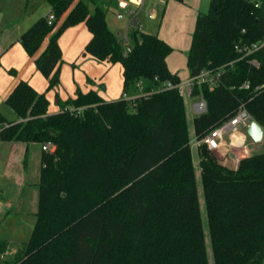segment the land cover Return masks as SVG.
<instances>
[{"label":"trees","instance_id":"16d2710c","mask_svg":"<svg viewBox=\"0 0 264 264\" xmlns=\"http://www.w3.org/2000/svg\"><path fill=\"white\" fill-rule=\"evenodd\" d=\"M46 1L52 25L39 19L20 42L34 56L48 38L34 60L48 91L61 83L59 38L81 23L92 35L84 54L121 65L124 93L141 82L146 92L180 82L167 65L173 48L139 31L126 45L110 29L104 3L91 9L87 0ZM262 41L264 2L211 0L209 11L198 15L187 56L190 76L205 69L222 74L216 87L194 89L207 109L195 115L192 128L177 90L110 102L97 91L78 90L50 114L46 93L20 81L6 99L19 121L0 114V140L52 148L42 157L36 224L9 264H211L207 235L213 264H262L264 152L231 167L205 145L197 148L207 234L190 144L241 108L264 128V45L247 55L235 49ZM7 249L0 241V254Z\"/></svg>","mask_w":264,"mask_h":264},{"label":"crops","instance_id":"0c3cea01","mask_svg":"<svg viewBox=\"0 0 264 264\" xmlns=\"http://www.w3.org/2000/svg\"><path fill=\"white\" fill-rule=\"evenodd\" d=\"M90 1L87 0L91 9L99 2L108 6L109 11L115 10L119 18L126 14L129 16V24L135 27L125 34L123 41L126 45L132 41L135 31L156 35L167 42L173 48L167 58L169 70L177 74L181 81L190 77L187 56L196 20L200 13L209 11L211 0H142L140 5L136 0ZM49 14H53V10L46 0H0V114L8 121H19L7 106L6 99L22 80L39 93H46L50 101V114L60 111V101L76 98L78 90L83 93L97 91L109 102L121 99L124 95L122 66L100 63L91 55L84 54L92 38L85 23L68 28L60 36L59 45L63 57L61 83L55 89L47 90L48 80L36 68L34 60L45 50L48 38L34 56H29L20 37L39 19ZM62 20L57 23V28ZM10 70H15L16 74H11ZM92 71L94 73L90 77ZM131 89L130 94L127 92L131 98L142 93L137 86ZM243 134L247 136L246 131L240 132L239 136ZM43 154L39 143L0 140V241L8 242L7 251L0 254V264H9L14 260L19 248L31 237L36 222H32V219L31 222L27 221L29 224L25 226L29 231L23 228V233L19 223L25 222L29 216H33V219L36 217L37 221ZM26 157L28 161L25 166Z\"/></svg>","mask_w":264,"mask_h":264},{"label":"built area","instance_id":"2783aa9c","mask_svg":"<svg viewBox=\"0 0 264 264\" xmlns=\"http://www.w3.org/2000/svg\"><path fill=\"white\" fill-rule=\"evenodd\" d=\"M249 2L253 3L255 7H259L264 0H248ZM137 4H141L142 0H136ZM134 17V13L130 12ZM150 17H153L150 15ZM47 22L49 25H52L55 17L53 14H49L46 16ZM264 45V41L261 43L253 44L252 46H246L240 48L236 46L235 49L244 55L251 54L257 50H259ZM222 71L217 70H202L197 76L189 77L185 81H181L178 83H174L171 81H167L162 83L161 85L155 87L149 92H146L143 86V83H139L137 85L138 89L142 92L141 95H150L154 93L163 92L166 90H177L179 94L185 98H193L194 96V89L196 87H201L207 85L211 88L216 87L221 78ZM123 98L127 100H132L134 98L129 97L126 93H124ZM192 108L194 109L195 114H201L206 111L207 105L203 98L198 97V100L193 103ZM65 111H70L72 113H80L81 109H74V108H65ZM252 118L248 111L244 108H241L235 116L230 118L229 120L225 121L218 127L214 128L211 132H209L205 137H203L200 141L196 138L191 140V145L195 144L197 147L201 145H205L206 148L211 152H218L222 156H226L230 152H232V146L227 142V138L229 136H233L239 134L240 132L246 131ZM52 148L50 143H46L42 146L43 151H49ZM240 159V157H239ZM238 159V160H239Z\"/></svg>","mask_w":264,"mask_h":264},{"label":"rangeland","instance_id":"374dc122","mask_svg":"<svg viewBox=\"0 0 264 264\" xmlns=\"http://www.w3.org/2000/svg\"><path fill=\"white\" fill-rule=\"evenodd\" d=\"M97 4H99V2H97ZM101 5V4H99ZM208 12V11H207ZM107 23L110 27V29L118 35V37L122 40H124V36L125 34L128 33V31H132L134 29V25L133 24H129V16L126 14L123 18H119L118 14L115 12V10H110L108 11V15H107ZM120 67V66H118ZM90 69H85V71H88ZM94 71H92V73H89V76H93ZM132 91V89L128 90V93L130 94ZM122 95V93L120 94ZM198 97L200 96H195L193 98H185V103H186V107H187V115H188V121H189V125L192 128L193 127V119L195 117V114L193 112L192 106L193 103L195 101L198 100ZM234 136V135H233ZM229 136L227 138V142L229 144H231L232 146V152H230L229 154H227L226 156H222L220 153L215 152V156L216 158L223 162L224 164H227L228 166L233 167L239 157H245V156H250L251 154H255V153H262L264 152V138L261 142L259 143H254L249 137L248 135L246 136L245 134H243V136ZM200 141V140H198ZM192 147V156H193V161H194V165H195V176H196V184H197V189H198V194H199V198H200V202H201V210H202V217H203V223H204V228L205 231H208V223H207V217H206V210L204 207V194H203V187H202V178H201V172H200V168H199V162H200V158H199V154H198V147L193 144L191 145ZM1 214V213H0ZM25 222H20V228H22V233H23V228L25 229V231H29V229L25 226L27 225L28 222H32L34 220V222H36V217L33 216H29V218H25ZM20 220V219H19ZM28 221V222H27ZM29 224V223H28ZM13 231H14V226H12ZM9 230V227H8ZM24 231V232H25ZM32 231V230H31ZM208 234V232H207ZM206 242L208 245V255H209V259L211 264H213V256H212V251H211V247L209 244V237L207 235L206 238ZM264 264V262L262 263Z\"/></svg>","mask_w":264,"mask_h":264},{"label":"water","instance_id":"95a60500","mask_svg":"<svg viewBox=\"0 0 264 264\" xmlns=\"http://www.w3.org/2000/svg\"><path fill=\"white\" fill-rule=\"evenodd\" d=\"M246 133L254 143H259L264 138V128L253 119L251 120Z\"/></svg>","mask_w":264,"mask_h":264}]
</instances>
